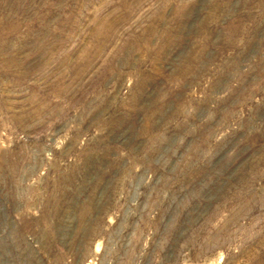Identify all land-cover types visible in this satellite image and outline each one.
I'll use <instances>...</instances> for the list:
<instances>
[{
	"label": "rangeland",
	"instance_id": "obj_1",
	"mask_svg": "<svg viewBox=\"0 0 264 264\" xmlns=\"http://www.w3.org/2000/svg\"><path fill=\"white\" fill-rule=\"evenodd\" d=\"M0 264H264V0H0Z\"/></svg>",
	"mask_w": 264,
	"mask_h": 264
}]
</instances>
